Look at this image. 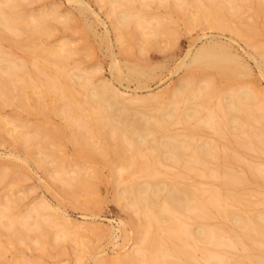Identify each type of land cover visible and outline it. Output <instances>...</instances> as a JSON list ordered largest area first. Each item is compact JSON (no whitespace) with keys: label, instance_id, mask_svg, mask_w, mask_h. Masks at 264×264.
<instances>
[{"label":"bare ground","instance_id":"bare-ground-1","mask_svg":"<svg viewBox=\"0 0 264 264\" xmlns=\"http://www.w3.org/2000/svg\"><path fill=\"white\" fill-rule=\"evenodd\" d=\"M99 1L114 17L113 26L100 15L92 21L104 25L103 41L110 43L111 27L125 45L132 36L128 38V28L131 34L136 27L147 36L157 33L152 26L159 23L135 10L139 0ZM177 1L171 8H190L199 24L246 37L258 51L250 56L264 76V45L255 39L264 34L263 0L253 3L255 20L242 25L227 21L225 6L241 7L243 0ZM75 2L81 13H94L84 1ZM24 3L0 0V105L63 114L78 145L74 175L69 176L67 160L57 155L61 128L54 131L40 123L33 133L26 130L27 121L11 119L9 132L28 146L37 144L40 164H54V180L71 187L75 205L78 192L94 191V178L100 176L94 165L112 167L121 184L117 196L127 200L140 226L132 252L98 256L94 264H264V87L232 42L207 39L182 60L179 68L184 67L185 74L173 86L140 98L106 79L96 82L88 69L70 66V43L45 45L40 39L57 13L50 9L28 14ZM86 24L100 36L93 24ZM8 32L26 39L16 40ZM109 45L114 77L127 73L125 79L140 86L148 73L145 68L125 63V72ZM18 48L23 52L16 56ZM6 121L0 118V123ZM35 136L41 139L32 143ZM81 159L93 167L79 164ZM59 191L58 196H67ZM8 196L0 201V237L7 227L13 243L32 240L43 249L52 239L63 240L80 245V254L91 247L88 232L96 228L73 221L44 201L22 215L15 197Z\"/></svg>","mask_w":264,"mask_h":264},{"label":"rangeland","instance_id":"rangeland-1","mask_svg":"<svg viewBox=\"0 0 264 264\" xmlns=\"http://www.w3.org/2000/svg\"><path fill=\"white\" fill-rule=\"evenodd\" d=\"M25 1L23 6L28 14H36L50 9L57 13L56 18L49 20L50 27L48 26L47 32H44L40 37L45 45L56 44L60 41L70 43L73 51L67 60L70 66L88 69L96 82L106 79L127 95L148 98L173 86L185 74L186 69L179 68L182 60L188 59L211 37L225 43L231 41L234 49L249 62L254 76L258 75L256 78L264 87V76L260 74L254 59L250 56L258 52L256 47L250 45L246 37H241L228 29L209 28L208 24H199L196 21L195 13H191L190 8L189 10L184 9L185 6L182 7L183 9L179 6V9L171 8L174 7L172 5L175 2L178 3L177 0L174 2L170 0L169 4L168 1L164 3L165 1L161 2V0H139L137 2L135 0L136 4H133L138 7L137 9L134 6L135 10L139 13L146 12L145 17H148L150 22L159 23V25L155 26L156 28L151 25L157 33L150 36L141 34L142 30L136 27L134 30L136 37H134L135 32L133 31L134 33L131 34V28L125 29L128 38L132 35L126 45L123 44L125 41L120 40L121 38L117 36V30L112 27L110 28V43L100 38L104 36L105 27L98 23L99 21L93 24L92 21L96 19L97 15H100L107 25L113 26L112 23L114 24V17H109L107 13L109 12L107 5L103 3L100 5L102 1L72 0L74 3L70 0ZM75 1H84L94 13H91L90 10L81 13L78 8L79 4ZM209 1L212 2V0L207 2ZM146 2L148 5H145ZM241 2V7L237 4H226L225 6V16L232 25H242L243 21L253 22L255 20L253 3L257 0ZM143 4L144 6H142ZM262 12L264 14V11ZM86 21L94 25V30L100 36H96L97 34L85 28ZM8 33L16 40L24 37L17 36L14 32ZM255 39L261 43H259L260 46L262 43L264 45V34ZM109 44L112 45L115 57L121 62L125 72V63L138 65L148 72L140 85L141 87L137 80L125 79L127 78L125 72H123L125 73L122 75L123 78L114 77L116 74L111 69L113 59H111L110 49L108 51ZM22 52L18 48L15 55L19 56ZM19 107L16 104L0 105V118L4 122L8 121L0 123V174H2L0 176V196L1 199L3 198L0 201H4V198L11 194L12 197H15L13 199L17 203L18 212L21 211L22 215H27L29 210L31 211L33 207L44 201L53 210L64 211L67 217L73 221L84 222L87 226L96 229L94 232H88L91 247L85 248V251L80 254L79 251L82 249L80 245L63 240L58 243L52 239L46 242L43 249L37 248L32 240H28L26 244L10 242L12 241L9 237L10 228L3 227L0 243L1 249H4L0 250V264H94L95 258L98 256L112 258L132 252L138 246L137 236L140 234L138 232L140 226L135 220L137 215L128 205L127 200L119 199L117 196V188L121 184L117 180L114 169L104 163L95 164L94 166L100 171V176L94 178V191L78 192L77 204H73L70 196L71 187L63 185L56 178L57 181L54 180V164L48 166L40 164L41 152H39L37 144L28 146L23 141L22 143L21 140L14 138L8 130L12 127L11 119L27 121L29 127L26 130L33 133L35 132L34 125L40 123L46 129L54 128V131L61 128L64 133L55 140L58 147L57 155L67 160L68 174L72 176L77 167L74 163H76L75 152L78 145L73 141L71 122L63 114L53 110H48V112L41 110L43 113H39L33 106H29V108L31 107L30 111ZM37 138L41 139V137L35 136L32 143L34 141L36 143ZM253 155L255 154L252 152V157ZM79 162V164L92 165L82 159ZM63 187L64 190H68L69 194L61 192L60 189ZM58 191L61 192L59 195L63 193L67 196L64 198H62L63 195L62 197L58 196ZM51 232H55L54 229ZM199 264L208 263L203 261Z\"/></svg>","mask_w":264,"mask_h":264}]
</instances>
